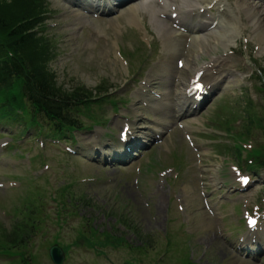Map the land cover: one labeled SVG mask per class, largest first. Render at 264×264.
<instances>
[{
	"label": "rangeland",
	"instance_id": "rangeland-1",
	"mask_svg": "<svg viewBox=\"0 0 264 264\" xmlns=\"http://www.w3.org/2000/svg\"><path fill=\"white\" fill-rule=\"evenodd\" d=\"M48 4L50 6V12L53 11L51 15L54 17V20L47 22V38L45 37L46 39L42 41V45H34V58L44 65L51 66L57 73L56 79L60 82L58 84L68 91L88 86L94 87L100 82L108 80L113 85L112 88L114 91L115 88L121 91L119 93H115V95L122 93L125 80L122 78L120 79L118 75L121 73L123 61L122 59H119L114 52V49H116L114 43L117 41H123L122 34H117L119 33V24L117 28H110V30L114 31L116 34L113 43L103 49H100L98 52H94L91 48L92 46L88 47L85 51L81 52L82 59L80 62L75 66L68 68L66 65L64 66L62 63L58 62L56 58H53V37H56L62 43L65 42L67 46H73L75 44L83 45L87 42V40H83L80 43H74V29L71 27L73 19L68 17L69 14L64 12L60 13L57 10L60 5L55 0H52L51 3L49 1ZM48 4L46 0H3L0 3V17L5 21L18 23L23 19L32 18L35 14V8H42L46 11ZM102 24L108 26L111 23L108 22ZM246 24L248 23L244 21L243 26ZM245 34L246 37H253L251 31H246ZM78 36L81 38L84 37L82 33H79ZM90 42L94 45L98 42V40L95 39ZM254 43L255 46L252 50L253 55L255 58H259L260 60H251L246 51L242 52L241 55L236 56V62H238L243 68L241 69V72H249L245 74L244 77L238 76V79H233L231 87L225 92L226 97H222L221 99L222 103L224 100L229 101V105L227 106L229 107V116L219 118V116L216 115L210 119L212 112L216 110L213 105L203 115V117H201L204 124L196 127V131L199 134L204 135L199 139V142L203 147L202 153L207 154L204 158V164H206V167H209L214 165V162L219 161L226 167V170L223 171L225 172V176H229V170L232 167V164L228 163L225 157H218L216 155V146H214V144L220 142L218 136H221L222 134L211 128V122L216 123L223 120H230L232 133L228 138L231 139L230 141L232 145L240 143L244 148H246L247 146H251L255 140L264 142V131L258 127V123L251 122L247 117L242 120L244 115V108L242 107L243 103L237 98L241 94L245 96V93H250L253 100L259 101L260 105L256 106V109L258 114L264 118V93L259 91L256 87V84L259 83L260 79L255 78L248 80V77L253 72L252 70H254L257 65L260 63L264 65V51L259 49V45L256 42ZM215 45L218 49L211 48L209 52L208 49L212 46V44L209 45V47H205L203 51L206 54H198L195 49H191L189 52L191 57L190 67H197L199 62L207 61L210 55L219 57L221 54H225L222 48H220L219 43H215ZM190 67L185 72L188 78L190 77ZM232 70L234 69L232 68ZM248 81L250 82V89L246 88ZM247 127L252 130L250 133L251 137L242 141L234 139L237 131L246 133ZM96 130L97 129H95V131ZM170 140H172V142ZM162 147H164V150L161 153V158L155 160L156 167L160 166V164L164 166L162 169L170 168L171 166H179L187 162L192 157V148L189 147L188 143H186L182 136H176L169 139V141H167ZM57 154L58 153L54 152V155L57 156ZM55 160L58 163V161L62 159L58 156ZM49 169V175L51 176L44 179L42 182L41 180H37L38 174L34 175L32 173L34 175L32 176L28 170H25L28 174V177H25L31 185H27L25 187V191L21 195H19V191H14L12 194L13 197H11V199H7L16 200V203L13 210L10 211L4 209L2 215L0 214V240L5 239V237L15 238L16 233L27 229L25 225H19L20 227H17V225L12 226L13 223L11 224L8 222L5 224V220L14 221L18 219L19 221H22L24 217H28L31 222L37 225L38 213L29 206V204H32V199L34 197L37 198L44 194V201L47 205H51L50 207L54 208L53 201L56 199L58 200L64 194H60L59 191L64 189L69 190V188L64 184L60 185L59 191H56V188H52V185L55 183L57 176L59 175V170H57L56 167L53 170H51V168L47 169L44 167L42 171H49ZM91 172L94 173V176L98 178V180L107 178L109 177V174H111L104 169H100L99 171L92 170ZM16 176L19 177L20 173H17ZM143 178H145L146 183L137 186L134 183L130 184V182L109 184L105 181H93L92 184L84 188L83 191H77L79 195L84 194L87 196L88 199L85 201L91 203V205H80L78 203V199H76V206L80 211V218H82V222L90 219L93 224L97 225L100 229L110 230L116 235H127V239L130 237L129 234H134L136 231L149 235L155 234L154 240L160 245L162 250L166 247V244L165 241L158 242V235L164 236V234L168 232L171 233L172 238H176L173 230L175 229L177 223L173 221L172 218L183 220L185 228L188 230L196 222H199V220L196 219V216L199 217L204 215L203 210L200 209V200L196 196H193V198L187 202L190 206L186 212L182 213L177 209V204L173 198H171L172 200L169 204V200L164 198L162 195V193L169 192L168 185L164 180L153 182L152 178ZM160 185H163L165 189L159 195H156L155 191ZM33 187L34 190H30L33 189ZM186 187L187 188H185L184 185L175 186L178 190L180 199H183L182 204L185 207V210V193L193 195L192 188L188 186ZM7 197H9L7 193L0 192L1 201H4ZM142 203L143 207L139 208V206H142ZM168 206L170 207V211L172 210V215H170ZM23 208L34 211V214H29L28 212L23 213ZM119 216L122 219L120 222L118 220ZM72 221L74 220H71L69 223L72 224ZM210 238L213 239L212 242H207L206 239ZM195 243H197L199 249L201 250L200 258L202 259V262L205 261L206 263H214L218 261V257L223 258V261L229 257V253H227L225 248H222L221 242H219V239L216 238L215 234L206 235L202 239H199L197 236ZM167 253H170V251Z\"/></svg>",
	"mask_w": 264,
	"mask_h": 264
},
{
	"label": "trees",
	"instance_id": "trees-1",
	"mask_svg": "<svg viewBox=\"0 0 264 264\" xmlns=\"http://www.w3.org/2000/svg\"><path fill=\"white\" fill-rule=\"evenodd\" d=\"M8 25H10L8 21L0 20L1 30H6ZM12 27L16 28L10 30L9 34L11 37L8 36L6 39L9 49L14 50L15 56L2 60L4 69L3 71L0 69V80L8 78L6 70L10 74L9 80L16 76L20 77V79L23 77L25 92L35 103L40 114L44 115L46 111L52 115L54 120H56L57 116H64L63 111L69 105L71 106L74 102H77V96L63 94V92L54 87L49 74L40 68L29 65L27 60L22 58L24 53L22 51L31 45V41L34 38L31 33H27L30 28L27 27L26 22L18 23V25ZM23 33L26 34L23 35ZM30 62L33 64L32 60ZM17 71L20 72V75Z\"/></svg>",
	"mask_w": 264,
	"mask_h": 264
},
{
	"label": "bare ground",
	"instance_id": "bare-ground-1",
	"mask_svg": "<svg viewBox=\"0 0 264 264\" xmlns=\"http://www.w3.org/2000/svg\"><path fill=\"white\" fill-rule=\"evenodd\" d=\"M172 5L177 4L178 8L181 9V7L183 6V1L184 0H170ZM208 2V1H207ZM219 7L220 9V15L217 18L218 23H224V25L220 26L219 28V35L221 36L222 41L224 42V47L226 50H229L231 47V43L235 42V38L237 37V34L242 33V30L240 29L241 25H240V19L236 18L235 12L233 7L230 5L228 6L225 3L220 2L219 3ZM223 7V9H222ZM245 8V10L248 13V17H249V21H250V25L251 28H253V32L254 34L258 37L260 45L262 47H264V8L260 9L257 5H249V6H243ZM136 9L135 6H132V9ZM160 13V10L157 12ZM155 22V24H157L160 28L164 27V24L161 23V21L157 22L156 20H153ZM169 31V30H168ZM169 39L172 41L173 43V51L176 52L179 47L181 46V44L176 43L174 40V36L172 33L169 32ZM201 41L200 38L197 39V41ZM188 64V62H187ZM213 67H217L220 66L219 68H221L224 65H228L227 69L230 70V63H228L227 58H224L223 56H221L220 59H212L210 61V63ZM231 72V71H229ZM232 76H235L234 74ZM182 98H184V100L186 99L187 102H189V100H191V95L189 93H186L184 95H182ZM139 208H142V206H139ZM208 227H210V225H208Z\"/></svg>",
	"mask_w": 264,
	"mask_h": 264
},
{
	"label": "snow or ice",
	"instance_id": "snow-or-ice-1",
	"mask_svg": "<svg viewBox=\"0 0 264 264\" xmlns=\"http://www.w3.org/2000/svg\"><path fill=\"white\" fill-rule=\"evenodd\" d=\"M205 90V86L199 82H197L195 84V86L189 90L190 94L193 95L195 98H199V93H202L204 92ZM129 129L125 128L124 132L122 133V136H121V139H127L128 138V135H129ZM240 180L243 184L247 185L249 182H250V178L247 177V176H240ZM250 223L255 226L256 224V220L255 219H252L250 221Z\"/></svg>",
	"mask_w": 264,
	"mask_h": 264
}]
</instances>
